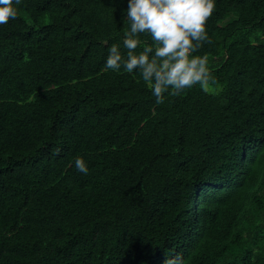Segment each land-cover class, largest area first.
<instances>
[{
  "label": "trees",
  "instance_id": "1",
  "mask_svg": "<svg viewBox=\"0 0 264 264\" xmlns=\"http://www.w3.org/2000/svg\"><path fill=\"white\" fill-rule=\"evenodd\" d=\"M15 6L0 25V264H264V0H215L196 54L216 85L160 105L138 69L105 67L111 44L126 54L127 0Z\"/></svg>",
  "mask_w": 264,
  "mask_h": 264
},
{
  "label": "clouds",
  "instance_id": "2",
  "mask_svg": "<svg viewBox=\"0 0 264 264\" xmlns=\"http://www.w3.org/2000/svg\"><path fill=\"white\" fill-rule=\"evenodd\" d=\"M20 0H0V25L16 19ZM215 11V0H127L129 27L120 44L109 47L106 69L132 73L139 70L151 89L155 104L165 101V94L177 96L196 85L208 92L217 81L206 55L196 54L205 43L211 44L207 21ZM141 36L150 40L143 41ZM143 46L141 47V45ZM75 167L83 174L88 168L82 157ZM163 264H183L180 254H165Z\"/></svg>",
  "mask_w": 264,
  "mask_h": 264
}]
</instances>
